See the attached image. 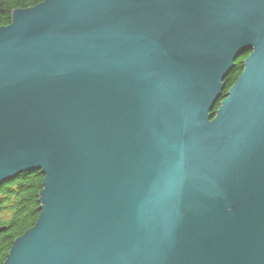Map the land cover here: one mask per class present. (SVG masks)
<instances>
[{
    "label": "water",
    "instance_id": "1",
    "mask_svg": "<svg viewBox=\"0 0 264 264\" xmlns=\"http://www.w3.org/2000/svg\"><path fill=\"white\" fill-rule=\"evenodd\" d=\"M35 172L39 218L4 264H264V0L13 11L0 184Z\"/></svg>",
    "mask_w": 264,
    "mask_h": 264
},
{
    "label": "trees",
    "instance_id": "2",
    "mask_svg": "<svg viewBox=\"0 0 264 264\" xmlns=\"http://www.w3.org/2000/svg\"><path fill=\"white\" fill-rule=\"evenodd\" d=\"M44 0H0V28L11 22L15 10H26ZM250 52L243 53L235 61V67L225 78V95L236 82L243 69V63ZM220 102L214 107L216 111ZM43 176L39 172L23 173L14 181L0 186V214L7 215L0 221V264H4L16 239L31 229L39 218L38 196L42 190Z\"/></svg>",
    "mask_w": 264,
    "mask_h": 264
},
{
    "label": "rangeland",
    "instance_id": "3",
    "mask_svg": "<svg viewBox=\"0 0 264 264\" xmlns=\"http://www.w3.org/2000/svg\"><path fill=\"white\" fill-rule=\"evenodd\" d=\"M230 73H231V72H230ZM220 101H221V100H220ZM220 101H219V102H220ZM219 102H218V103H219ZM20 175H21V174H20ZM18 176H19V175H17L15 178H13V179H11V180H9V181H7V182L1 183L0 186H1V185H4V184H6V183H10L11 181H14ZM42 189H43V187H42ZM41 191H42V190H41ZM41 191H40V192H41ZM39 194H40V193H39ZM38 201H39V196H38ZM39 206H40V205H39ZM6 218H7V215H5V214H0V221H4V220H6ZM36 222H37V221H36Z\"/></svg>",
    "mask_w": 264,
    "mask_h": 264
},
{
    "label": "bare ground",
    "instance_id": "4",
    "mask_svg": "<svg viewBox=\"0 0 264 264\" xmlns=\"http://www.w3.org/2000/svg\"><path fill=\"white\" fill-rule=\"evenodd\" d=\"M42 183H43V180H42Z\"/></svg>",
    "mask_w": 264,
    "mask_h": 264
}]
</instances>
